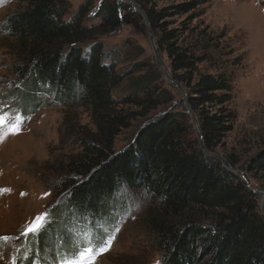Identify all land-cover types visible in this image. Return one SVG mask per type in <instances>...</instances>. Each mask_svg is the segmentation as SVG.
<instances>
[{
  "label": "trees",
  "instance_id": "16d2710c",
  "mask_svg": "<svg viewBox=\"0 0 264 264\" xmlns=\"http://www.w3.org/2000/svg\"><path fill=\"white\" fill-rule=\"evenodd\" d=\"M134 1L149 18L168 70L186 91L207 151L217 156L201 150L185 98L165 80L155 56H145L140 46L106 48L103 38L124 26L149 37L143 15L129 0H88L78 7L70 0H20L21 8L6 17L2 29L13 45L12 73L21 86L1 97L8 95L23 114L36 113L50 98L66 111L69 152L51 168L66 197L55 222L68 220L71 230L81 229L76 239L83 242L82 231L111 228L119 206L128 211L122 196L142 192L149 197L144 226L162 264H264L260 196L236 172L237 160L226 155L224 165L217 153L238 120L232 106L236 75L204 69L212 61L210 44H189L185 24L175 26L177 18L203 17V0L161 9L154 0ZM222 39H212L217 50ZM79 110L88 114L91 127L81 123ZM132 129L130 143L116 151V140ZM259 155L246 171L264 170V151ZM57 228L41 234L42 243H58L50 248L71 258L73 232L61 233L57 242Z\"/></svg>",
  "mask_w": 264,
  "mask_h": 264
},
{
  "label": "rangeland",
  "instance_id": "374dc122",
  "mask_svg": "<svg viewBox=\"0 0 264 264\" xmlns=\"http://www.w3.org/2000/svg\"><path fill=\"white\" fill-rule=\"evenodd\" d=\"M86 1L70 0L74 7ZM100 1L94 0L95 3ZM189 1L192 0H154L153 5L161 9ZM21 6L20 0H0V107L13 114L18 112L23 117L20 132L0 142V190H8L0 191V237L12 238L6 243L0 242V264H62L64 258L50 248L58 243L51 241L44 245L41 234H53L56 224L59 228L56 230L60 232L55 231L57 242L61 240V233L79 235L81 232V229L79 232L71 230L68 220L56 223L54 215L66 200L59 193V178L51 170L53 164L69 152L71 141L67 140L64 124L66 111L53 105L50 98L36 113L23 114L6 99L8 95L2 98L4 93L21 86L12 73L13 65L17 63L13 45L2 29L6 17ZM199 10L203 17L192 21L189 16L177 18L175 26L185 24L184 28L188 29H184V37L189 44H210L208 52L212 61L203 65L204 69L215 72L219 68L236 75L232 106L238 120L234 131L224 140V150H217V153L237 160L236 172L246 174L252 191L256 190L262 203L264 170L248 172L246 169L255 166L261 160L259 154L264 151V0H203ZM221 35L224 39L217 50L212 39ZM103 41L108 50L140 46L146 50L145 56H155L148 35L128 26L107 35ZM161 56L168 66L166 55ZM165 80L169 81L166 76ZM78 112H82L81 123L91 127L88 114L82 110ZM134 133L132 129L119 137L116 151L127 147ZM126 195L122 198H125L128 211L123 213L121 209L125 205H120L112 227H100L104 239L109 235L114 239L108 250L96 257L94 264H162V254L150 242L143 221L149 197L142 192H128ZM45 212L50 217L46 229L38 237L23 236L22 230ZM205 222L211 224L212 220ZM80 238L86 243L84 231ZM200 259H206L203 252Z\"/></svg>",
  "mask_w": 264,
  "mask_h": 264
},
{
  "label": "snow or ice",
  "instance_id": "6c2138e0",
  "mask_svg": "<svg viewBox=\"0 0 264 264\" xmlns=\"http://www.w3.org/2000/svg\"><path fill=\"white\" fill-rule=\"evenodd\" d=\"M22 123L23 117L18 112L13 114L10 111H6L4 107H0V142L9 135L18 134L21 130ZM49 221L50 217L47 212L38 215L22 230V235L25 237H38L46 229ZM116 230L118 231V229ZM84 237L86 243L76 239V233H73V240L70 242V246L74 251L71 258L66 257L62 264H94L96 257L107 251L114 239L110 235L107 239H104L99 231L85 232ZM10 239L12 238L0 237V242L6 243ZM61 243L63 244V241Z\"/></svg>",
  "mask_w": 264,
  "mask_h": 264
},
{
  "label": "water",
  "instance_id": "95a60500",
  "mask_svg": "<svg viewBox=\"0 0 264 264\" xmlns=\"http://www.w3.org/2000/svg\"><path fill=\"white\" fill-rule=\"evenodd\" d=\"M136 8V10L138 12H140L143 17H144V21L146 23V26L148 28V34H149V40H150V44L152 46V50H153V53L155 55V58L156 60L161 64V66L163 67L164 69V73H165V76L166 78L169 80L170 83L174 84V86L183 94L184 98H185V109L189 112L192 120L195 122L196 124V127H197V130L200 134V148L201 150L209 155V156H217L216 154H212L210 152L207 151L206 147H205V142H204V137H203V133L201 131V128H200V125H199V122L197 120V117L196 115L194 114L193 110L191 109L190 105H189V102H188V99H187V94H186V91L185 89L180 85V83H178L172 76V74L170 73V71L168 70L167 66L165 65L160 53H159V49H158V45H157V42H156V37L153 33V30H152V26L150 24V21H149V18L148 16L146 15V13L142 10V8L134 1V0H129ZM221 156V155H219ZM222 159H223V164L226 165V161L225 159L223 158V156H221ZM232 169V168H230ZM240 174L242 175L245 183L250 187L251 190H253L252 186L250 185V181L248 180L246 174L242 171H239ZM254 192H256V190H254ZM257 193V192H256ZM261 209L264 213V199L261 203Z\"/></svg>",
  "mask_w": 264,
  "mask_h": 264
}]
</instances>
